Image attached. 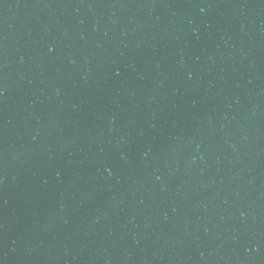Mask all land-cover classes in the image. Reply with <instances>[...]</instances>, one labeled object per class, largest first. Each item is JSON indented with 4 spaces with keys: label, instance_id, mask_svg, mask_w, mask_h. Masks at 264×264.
I'll return each mask as SVG.
<instances>
[{
    "label": "water",
    "instance_id": "1",
    "mask_svg": "<svg viewBox=\"0 0 264 264\" xmlns=\"http://www.w3.org/2000/svg\"><path fill=\"white\" fill-rule=\"evenodd\" d=\"M0 264H264V0H0Z\"/></svg>",
    "mask_w": 264,
    "mask_h": 264
}]
</instances>
